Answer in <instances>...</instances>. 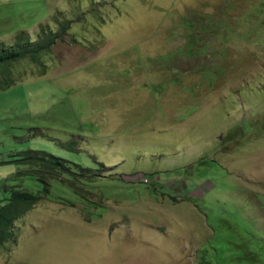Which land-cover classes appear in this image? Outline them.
I'll use <instances>...</instances> for the list:
<instances>
[{
	"label": "rangeland",
	"instance_id": "1",
	"mask_svg": "<svg viewBox=\"0 0 264 264\" xmlns=\"http://www.w3.org/2000/svg\"><path fill=\"white\" fill-rule=\"evenodd\" d=\"M43 43L0 64V206L37 152L72 174L0 264H264V0H0V48Z\"/></svg>",
	"mask_w": 264,
	"mask_h": 264
},
{
	"label": "trees",
	"instance_id": "2",
	"mask_svg": "<svg viewBox=\"0 0 264 264\" xmlns=\"http://www.w3.org/2000/svg\"><path fill=\"white\" fill-rule=\"evenodd\" d=\"M185 21V19L182 20ZM184 24V23H183ZM66 31V28L63 32ZM49 44L43 43L42 45L31 44L30 49H23V46L17 45L14 49L0 48V64H10L19 59L25 58L30 52H37L43 47H48ZM186 46V44H185ZM33 161L40 169V178L43 180L44 189L39 194H34L27 189H13L10 193V198L7 202L0 206V246L11 242L15 239V222L26 211L30 210L33 206L38 204L43 199L42 193L48 192L50 186L49 180L61 179L65 172L71 173L70 168L65 164V160L57 158L53 155H43L37 152ZM44 168L43 170L41 169ZM53 173V174H50ZM206 264H208L206 262Z\"/></svg>",
	"mask_w": 264,
	"mask_h": 264
},
{
	"label": "crops",
	"instance_id": "3",
	"mask_svg": "<svg viewBox=\"0 0 264 264\" xmlns=\"http://www.w3.org/2000/svg\"><path fill=\"white\" fill-rule=\"evenodd\" d=\"M68 110L72 112L73 108L71 106H69ZM197 111H201L199 114H203L204 113V111L201 110V109L197 110ZM197 111H194L193 113H195ZM193 113H191V114H193ZM201 124H202V122H201ZM203 141H205V140L204 139L201 140V141L196 140L192 144V147L188 151L189 155L187 156V161L185 163L186 167H190L194 163H197V161L199 159H203L204 158L203 156H204L205 152L203 151ZM195 146H198V147H195ZM197 157H198V159H193V158H197ZM201 157H203V158H201ZM172 185H173V183H169V186H172ZM187 189H188V185H187ZM162 205L164 207H166V208H169L172 205H178V204H162ZM189 205H191V204H189ZM191 206L195 210H197V206H193V205H191ZM174 221H175V219H172V218H162V217H160L159 221H157V223H155V226L157 227V231H165L167 234H171V232L169 230L164 228V225L168 224L170 222H174Z\"/></svg>",
	"mask_w": 264,
	"mask_h": 264
},
{
	"label": "built area",
	"instance_id": "4",
	"mask_svg": "<svg viewBox=\"0 0 264 264\" xmlns=\"http://www.w3.org/2000/svg\"><path fill=\"white\" fill-rule=\"evenodd\" d=\"M143 181L144 184H149L150 180L148 178H144V177H141V179L137 178V177H134V181L138 182V181Z\"/></svg>",
	"mask_w": 264,
	"mask_h": 264
}]
</instances>
